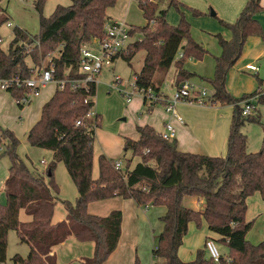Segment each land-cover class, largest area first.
<instances>
[{
	"label": "trees",
	"instance_id": "1",
	"mask_svg": "<svg viewBox=\"0 0 264 264\" xmlns=\"http://www.w3.org/2000/svg\"><path fill=\"white\" fill-rule=\"evenodd\" d=\"M136 1L144 18L153 24L151 28H141L142 41L131 44L126 55L118 57L129 63L138 51L144 52L142 67L134 76L135 84L159 92L163 80L156 82L155 74L160 71L165 75L171 66L175 68L174 85L192 77L184 68L185 60L201 59L205 50L191 39L184 17L172 26L166 21V9L158 10V5L148 0ZM161 1L179 12L181 4L176 0ZM44 3L45 0H33V8L39 15V34L30 36L15 27L8 50L4 52L0 48V78H29L26 58L37 67L47 59L45 68L51 63L54 65L52 78L56 81L83 78L79 72L80 46L103 36L104 25L108 22L106 10L113 7L116 0H71L69 6L57 5L49 17L42 15ZM192 11L195 15L200 14ZM262 11L260 0H246L233 23L219 20L231 33V39L224 40L220 34L216 35L221 54L215 58L214 75L209 82L214 103L233 107L224 157L180 152L175 139L164 140L146 125L136 127L139 134L136 141L124 138L123 158L127 153L131 156L130 160H125V167L117 171L114 160L100 155L98 177L93 179V142L101 119L97 114L92 119L85 116L94 106V82L77 90H71L68 85L63 89L56 87L52 97L42 106L39 120L28 132L29 146L52 152L46 181L18 156L19 141L13 132L0 127V145L4 146L0 157L9 160L8 177L3 184L6 203L0 204V264L6 261L9 231H15L19 243L28 247L25 257L17 254L12 257L13 264H56L52 249L70 237L79 243L94 244L93 256L81 259L82 264H104L117 248L122 214L114 210L105 217L94 216L88 214L87 206L115 197L132 200L140 207L152 204L165 208L160 218L163 230L152 251L154 264L156 261L163 264H216L207 256L205 248L197 251L192 262H182L177 255L189 223L200 227L202 221L211 233L220 237L219 242L229 251L228 259L221 256L218 264H264V242L252 245L245 239L252 226L251 222L245 221L246 199L258 192L264 200V141L258 152H247L246 136L240 129L246 121L256 119L240 115L238 103L246 97L234 99L225 89L226 73L241 56L246 40L264 37L255 19ZM7 22L8 17L0 7V28ZM51 53L57 55L51 56ZM179 53L181 57H178ZM258 82L257 91L249 97L264 92V81ZM24 92L23 88H13L9 94L17 100ZM259 102L264 104V95L260 96ZM17 106L23 109V106ZM145 110L150 112L152 108ZM135 157L139 161L129 169V163ZM57 163L64 165L78 196L73 205L63 202L65 219L52 223L58 193L53 181ZM238 186L237 195L232 197V189ZM188 198L202 200L201 210L184 206V200ZM21 210L30 221H19Z\"/></svg>",
	"mask_w": 264,
	"mask_h": 264
},
{
	"label": "rangeland",
	"instance_id": "2",
	"mask_svg": "<svg viewBox=\"0 0 264 264\" xmlns=\"http://www.w3.org/2000/svg\"><path fill=\"white\" fill-rule=\"evenodd\" d=\"M148 1L157 4L159 7L158 10H167L166 21L172 26L178 24L181 16L184 17L185 21L189 24L191 39L205 50L201 59H186L184 68L187 72L192 74V77L189 78L192 83L209 92H213L209 79L214 75L215 58L221 54L216 35H224L227 30L220 24L219 20H221V16L218 14L216 8L218 7L216 3L221 4V0H211L215 1V4H212L209 0H183L185 3L176 0L181 4L179 12H177L174 7H167L166 3H163L161 0ZM203 1L206 3L202 4ZM70 4L71 0H45L42 15L44 17H49L57 5L66 7ZM192 5H199L204 8L203 12L198 11L199 9ZM0 7L8 17V22L0 28V48L4 52L8 50L10 42L13 39L12 31L15 27L27 32L30 36L39 34V15L33 8V0H0ZM192 10H196L200 12V14L195 15ZM106 12L107 15L115 21L131 25L134 36L140 39L139 42L142 41V32H140V29L146 26L151 28L153 24L152 21H147L144 18L136 0H116L115 5L108 8ZM211 12H214L216 16H212ZM234 21L235 20H233V22ZM262 21L264 23V19ZM94 40L95 39L91 42ZM52 55L54 56L57 54L51 53V56ZM143 58V51H138L129 63L120 57L115 60L112 67L104 68L96 77L94 109L101 119L99 128L101 131L98 137L96 136L93 143V150L95 153L101 151L100 148H102L106 153L111 154L119 148L117 141L109 139L103 133L104 130L113 133L117 132L119 135H125L133 139L134 136H136L135 127L139 125V119L143 114L148 113L145 108L143 111L137 113L125 111L124 108H129V104L126 98L119 92L131 90L130 85L134 83V76L142 67ZM26 61L29 66H32L28 58H26ZM46 62L47 59L43 61V64L45 65ZM174 75V66H171L165 75L160 71L155 74L156 82L159 79L163 80L162 90L168 96L174 89ZM117 79H119L120 83L115 82ZM259 80L264 81V41L260 37L256 39L254 37L246 43L245 47L243 46L241 56L235 64L228 69L225 76V89L234 99L247 98L257 91ZM6 96V98L0 100V127L9 129L14 133L19 141L16 150L18 156L32 171L42 175L46 181V169L52 160V154L48 150L29 146L24 136L28 129V124H30V119L33 118L37 109L42 105L40 103L44 100L45 96L38 98L32 106L25 108V113H21V109L15 104L16 102L14 103L7 94ZM133 98L137 99L140 97L135 96ZM179 104L184 103L180 102ZM255 105L257 113L251 118H255L256 120L246 121L240 129V132L246 136V149L249 153L258 152L264 141V104L260 103L258 100L255 102ZM192 106L200 109H215L221 107V115L218 116V119H220L219 123L221 124L229 118L233 109L232 106L222 107L218 103L213 107H200L195 104H192ZM156 108L164 110L162 105H157ZM18 116H21L20 121L17 120ZM200 117L201 119H207L215 124L216 115H195V119ZM123 118H125V122L121 121ZM119 125L121 130H119V128L114 130ZM11 126H14L15 130H12L13 128H11ZM3 148L4 146L1 144L0 155L3 152ZM221 155L220 157H224L225 154L223 153ZM126 159H131L129 153L125 154V158H119L122 162V168L125 167ZM116 160L118 159H114V161ZM41 161H45L46 164H41ZM138 161L139 158L135 157V159L129 163V169L133 168ZM8 166V158L5 156L0 157V178L7 172ZM53 181L57 186L58 193L55 197V209L52 221L57 222L58 219L64 218L63 202H68L73 205L78 194L75 185L71 181L62 163L56 164L53 170ZM235 192L237 193V190L232 189V197H235ZM1 201H5L2 187L0 190V202ZM184 206L190 207L188 199L184 200ZM124 211V235L120 248L115 255L112 257L110 255L104 264H135V259H137V264H154L152 251L156 247L157 237L163 230L160 218L165 213L164 207L160 205L140 207L137 218L136 216L134 217L128 208ZM19 220L25 221V216L22 212L19 215ZM190 224L193 225L194 229L190 233L187 232L186 239L178 249V258L182 262H192L195 260L197 251L205 248V240L202 236L204 233L208 234L207 229L204 227V221H202L200 227H197L194 223ZM251 227L252 228L246 235L252 236L255 233L257 236V226L256 224L254 226V222ZM6 240L7 250L5 264H13L11 259L16 254L21 257L27 255L28 247L23 243H19L15 231H9ZM261 241L255 244L258 245ZM213 242L222 258L227 260L229 256L227 247L216 239H213ZM252 245L254 244L252 243ZM93 252V243H76L73 241L65 246H59L56 249L57 264H82L79 259L91 258ZM206 254L208 256L207 251ZM156 263L163 264L162 261H156Z\"/></svg>",
	"mask_w": 264,
	"mask_h": 264
},
{
	"label": "crops",
	"instance_id": "3",
	"mask_svg": "<svg viewBox=\"0 0 264 264\" xmlns=\"http://www.w3.org/2000/svg\"><path fill=\"white\" fill-rule=\"evenodd\" d=\"M178 1L184 2L183 0H178ZM209 1L212 4H215V1H211V0H209ZM205 3H206L205 1L202 2V4H205ZM245 3H246V0H221V4L216 3L217 6L219 7V8L218 7H216V8H217L218 14L221 16V20H223L225 22H233V20H236V18L239 16L240 12L242 11V9L245 6ZM192 6L199 9V10L198 9H196V10L203 12L204 8L200 7L199 5H192ZM214 6H216V5H214ZM260 6L263 8V11L261 13H259L258 15H256L255 19L260 24V26L262 28L263 36H264V23L262 21L264 19V0H260ZM106 16L108 17V20H107L108 22L115 21L114 19L110 18V16L107 15V12H106ZM214 16H216V14ZM225 32L226 33L224 35L220 34L221 37L224 40H230L231 39V33L228 30H226ZM222 35L225 37H223ZM253 38L254 37H249L246 40L245 45L250 39H253ZM256 38H259V37H255V39ZM260 38L264 41V37H260ZM245 45H244V47H245ZM174 78H175V75H174ZM174 84L175 83L173 82V85ZM55 89H56V86L53 83L46 85L41 90L39 95L37 97H35L28 106H25V107H23V109L20 110L21 113H25V110H26L25 108L32 106V104L38 98L45 96L44 100L40 103L42 105H40V107L37 109L33 118L30 119V124H28V129L26 130V132L24 134L25 138H27V135H28V132L30 131V129L39 120L42 106L52 97L53 93L55 92ZM160 91L162 93H164L162 90V85L160 86ZM2 93H4V94H2ZM5 93L8 96H10V98L15 103V100L7 92H1L0 91V100L7 97ZM164 94L167 95L166 93H164ZM137 99L132 98L130 101H128L129 108H124V110L128 111V112H134V113L143 111L144 110L143 102L140 98H137ZM222 107H225V106H222ZM175 110H176L177 115L181 118V120H182L181 122L178 121V119H176V118L169 117V115L165 112V110L155 107L150 112L143 114V116L139 119V125L136 127H143V126L147 125V126H150L151 128H153L157 133L160 134L164 130L165 123L167 121H169L170 124L174 128V133H175L174 139L177 142V150L178 151L184 152V153L206 155V156H211V157H220V156H222L221 154H223V153L226 155L227 139H228V134H229V127H230L231 120H232L233 109H232V113L230 114L229 118L227 120H225V122L222 124L219 123L220 119H218V116L221 115V107L215 108V109H200V108L192 106V104H186V103L179 104L178 103L175 106ZM95 113H96V111H95ZM201 114H207L208 116H210L212 114L216 115L215 124L213 122L211 123L207 119H201V117L195 119V115H201ZM17 120L20 121L21 116H18ZM121 121L125 122V118L121 119ZM136 127H135L136 136H134L133 139L130 137H127L125 135H119V133H117V132L113 133L111 131L104 130L103 133L109 139H111V140L114 139L117 141V145L119 146V148L117 151H113V153H111V154L106 153V151H104L102 148H100L101 151H98L97 153H95L93 150V165H92V178L93 179H97V177H98V164H97L98 157L100 155L104 154L108 159H112V160L118 159L116 161H121V160H119V158L124 157L123 152H122V146H123L124 138H129V139L134 140V141H136L139 138V134L136 131ZM11 128H13L12 130H15L14 126H11ZM117 128H119V130H121L120 125L117 126L114 130H116ZM100 131L101 130L99 128L95 130V138H96V136L98 137V135L100 134ZM94 141H95V139H94ZM51 154H52V152H51ZM134 159L135 158H133L132 160H134ZM45 164L46 163L44 161L43 165H45ZM7 177H8V169H7V172L4 173L0 178V190L2 187V192H3V184H4ZM238 189H239V186L236 189L237 192H238ZM236 195H237V193H236ZM188 200H189V205H190L189 208H192L193 210H196V211L201 209L202 200H199L196 198H188ZM5 203H6V199H5V201L0 202L1 205H5ZM246 206H247V209H246V214H245V221L251 222V224H253V222H254V226L256 224L257 236L254 233L252 236L246 235L245 239H248L249 241L248 240L247 241L249 243L251 242V244L253 243L254 245H257V244H255L256 242L264 240V200L261 198L260 194L258 192H256L252 196H250L246 199ZM126 208H128L132 212L134 217L136 216V218H137L139 210H140V206H137L132 200H124L122 198L115 197V198L108 199V200L92 202V203L88 204V206H87L88 214L94 215V216L105 217L111 211H114V210H118L122 214L120 239H119L117 248L111 254V257L116 254V252L120 248V245H121V242L123 239L124 220H125V211L124 210ZM54 209H55V207H54ZM21 212L24 214L23 210H21L19 212V215ZM19 215H18V218H19ZM24 216H25V221L19 220L20 222L25 223V222L30 221V217L26 216L25 214H24ZM65 217H66V210L64 208V218L58 219L57 222L64 220ZM52 219H53V217H52ZM57 222L52 221V223H57ZM204 227H205V229H207L205 222H204ZM193 229H194L193 225H191L189 223L188 233L192 232ZM207 233L208 234L204 233V235L202 236V238L205 240V242L208 240H213V239H216L217 241H219L220 237L218 235L211 233L208 229H207ZM186 236L184 237L183 242L186 239ZM73 241L76 243H79V242L75 241V239L73 237H70L63 244L58 245L52 249V253L56 257V264H57L56 249L59 246H65V245H67ZM261 242H264V241H261ZM177 255L179 256L178 252H177ZM79 261H81V259H79Z\"/></svg>",
	"mask_w": 264,
	"mask_h": 264
},
{
	"label": "built area",
	"instance_id": "4",
	"mask_svg": "<svg viewBox=\"0 0 264 264\" xmlns=\"http://www.w3.org/2000/svg\"><path fill=\"white\" fill-rule=\"evenodd\" d=\"M132 31L133 28L131 25H127L124 22H106L104 25V34L101 38H97L90 43L82 44L79 49V72L84 76L83 78L56 81L52 78L54 65L51 63L46 69L45 65L42 63L40 67L33 65L29 66V78H0V91L9 93L13 88L25 89L23 96L15 100L16 104L25 107L28 106L31 101L39 95L41 90L50 83H53L60 89L68 85L71 90L83 88L88 83L94 82L96 84V77L104 68L112 67L115 60L121 54L127 53L128 47L131 44L140 41V39L134 36ZM37 44L38 43H36V45ZM181 56L182 55L179 53L178 57ZM115 82L120 83L119 79ZM130 88V91H119L127 101H130L131 98L135 96H139L145 108L149 107L153 109V107L155 108L157 105H162L169 117L176 118L180 122L182 120L175 110V106L178 103L195 104L200 107H213L216 104L213 101V92L196 86L190 79L184 80L177 86L174 85L173 92L169 96L161 91L155 92L152 88L145 89L138 87L135 84V78ZM262 95H264V92L247 97L238 103L240 115L245 118L255 116L257 113L255 102L258 101ZM95 115L96 113L93 106L86 114L85 118L92 119ZM79 124L80 121L77 122V125ZM160 135L164 140H174V128L169 121L165 123L164 130ZM41 163L44 164V161ZM113 166L115 170L119 171L122 169V162L115 161ZM205 249L208 253V257L214 263L218 264L221 259V254L216 249L213 240L205 242Z\"/></svg>",
	"mask_w": 264,
	"mask_h": 264
},
{
	"label": "water",
	"instance_id": "5",
	"mask_svg": "<svg viewBox=\"0 0 264 264\" xmlns=\"http://www.w3.org/2000/svg\"><path fill=\"white\" fill-rule=\"evenodd\" d=\"M211 15L214 16L215 15L214 12H211ZM149 206H152V204H149Z\"/></svg>",
	"mask_w": 264,
	"mask_h": 264
}]
</instances>
